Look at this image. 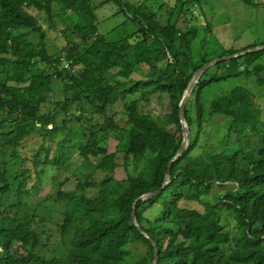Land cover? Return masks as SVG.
Masks as SVG:
<instances>
[{
	"label": "trees",
	"instance_id": "16d2710c",
	"mask_svg": "<svg viewBox=\"0 0 264 264\" xmlns=\"http://www.w3.org/2000/svg\"><path fill=\"white\" fill-rule=\"evenodd\" d=\"M199 1L175 0L162 22L164 5L148 11L130 0H0V111L6 108L0 115V203L13 194L17 200L0 209V264H152L155 247L134 226L132 206L164 186L183 141L179 104L194 74L212 60L194 56L198 28L185 19V7ZM107 4L124 16L121 25L131 21L135 29L106 38L97 10ZM33 9L52 29L67 23L57 52L50 53L48 31ZM263 54L227 60L216 65L224 66L222 73L203 75L186 107L190 143L172 164L171 183L136 203L140 227L159 252L157 264H264V111L239 86L213 99L208 111L204 103L209 87L232 77L256 76L264 84V66L248 68ZM144 64L152 70L146 79H117L116 70L139 71ZM153 94L171 102L167 126L153 116ZM119 104L122 121L110 112ZM217 116L226 119L223 136L217 150L206 151L204 131ZM116 135L119 145L109 153ZM28 140L38 142L32 156L23 154ZM72 151L86 162L97 158L103 178L89 176L64 191ZM46 168L52 173L47 199L65 204L60 233L70 236L64 257L46 258L38 250L39 216L23 210L25 196L44 186ZM223 211L234 215V236L225 231Z\"/></svg>",
	"mask_w": 264,
	"mask_h": 264
},
{
	"label": "rangeland",
	"instance_id": "374dc122",
	"mask_svg": "<svg viewBox=\"0 0 264 264\" xmlns=\"http://www.w3.org/2000/svg\"><path fill=\"white\" fill-rule=\"evenodd\" d=\"M100 2L102 0H96ZM134 3L139 2L148 7V11H156L160 8V20L167 22L171 17V9L174 6L175 0H130ZM257 4V5H256ZM117 7L113 4H107L101 9L97 10L99 17L100 31L106 34L108 39H118L120 36L127 35L128 30H134L135 25L131 21H124V16L115 14ZM185 11H189L188 16H185L190 26L198 28V35L192 45L194 56H205L209 59H216L223 57L228 50L236 52L245 51L253 47L264 46V0H200L199 3H190L185 7ZM33 13L39 15L40 21L45 25L48 31V47L50 53H55L64 45L63 38L59 30L65 29L67 23L65 21H58V28L52 29L45 15L35 9ZM104 16V17H103ZM176 17L173 16L175 21ZM206 25H210L211 32L207 31ZM118 26V28H116ZM112 28L114 30L110 31ZM110 31V32H109ZM26 35V34H25ZM30 38H37L33 33L28 34ZM75 39H79L75 37ZM258 45V46H254ZM253 46V47H252ZM226 56V55H225ZM264 66V54L257 59V62L249 66V70ZM139 71H131L129 69L116 70L117 79L119 81L127 80H144L147 75L152 73V70L144 64L139 67ZM77 69H70V73H75ZM224 66L213 67L207 71L205 78H210L214 75L222 73ZM156 73V71H154ZM239 86L247 89L251 95L256 99L259 107L264 111V84L260 83L258 77L252 76L250 78L244 75L232 77L226 81L213 84L204 94V103L206 110H209L210 103L213 99L228 93L232 88ZM55 90L60 91L61 85L55 84ZM153 116L162 125L167 126L166 119H169L171 112V102L166 95L153 94L150 97ZM6 111V108L0 111V115ZM111 113L119 121L125 120L126 115L123 112L122 106L115 105L112 107ZM264 117V116H263ZM226 124V119L221 116L210 119L207 128L204 131V140L201 145L206 151L217 150L218 143L223 136V126ZM122 136L123 133H121ZM119 135L120 137H122ZM119 136H113L109 141V153H114L119 145ZM25 145V144H24ZM38 148V142L28 140L26 149L23 154L32 156L33 152ZM72 160L69 161V177L70 180L62 187L64 191H73L77 188L80 179L93 176L95 180L103 178L104 174L97 169V158H91L90 162H86L78 155L76 151H72ZM53 149H51L52 160ZM19 171L15 168V171ZM49 168L45 169L44 186L40 188L37 195L25 196V210H36L39 219L37 220L38 232L42 237V244L38 250L43 253L46 258L58 256L64 257L66 249L69 247V236L63 238L60 233V224L63 222V214L65 212V204L60 203L55 199H47L49 193L52 191L51 176L48 173ZM124 173L119 172L118 178L122 179ZM230 188V186L228 187ZM90 195H96L97 192L90 191ZM0 203V209L5 206H11L17 203L13 195L9 196L6 204ZM156 208L148 211L145 216L150 217ZM225 231L232 236L235 234L234 215L232 212L223 211L221 213ZM184 242V240H181ZM186 243V242H184Z\"/></svg>",
	"mask_w": 264,
	"mask_h": 264
},
{
	"label": "water",
	"instance_id": "95a60500",
	"mask_svg": "<svg viewBox=\"0 0 264 264\" xmlns=\"http://www.w3.org/2000/svg\"><path fill=\"white\" fill-rule=\"evenodd\" d=\"M263 50H264V46L253 47V48L247 49L245 51H240V52H236V53L231 54V55H226V56H223V57H220V58L212 59L208 63L204 64L201 68H199L197 70V72L194 74V76H193L192 80L190 81V83H189V85H188V87H187V89H186V91H185V93H184V95L182 97V100H181V102L179 104V119H180V123H181L182 138H183L182 145H181V148H179L177 154L173 157V159L170 161V163L168 165V171H167V174H166L165 184H164V186H162L161 190L166 189L169 186V184L171 183V179H172L171 167H172V164L182 157V155L185 152L186 148L189 146L190 133H189L188 124H187V121H186V107H187V104L189 102V99L191 98V96L193 94V91H194L195 87L197 86V84L199 83V81L201 80L203 75L209 69L215 67L219 63L225 62L227 60H231L233 58L242 57V56H245V55H247L249 53L260 52V51H263ZM161 190H155V191L148 192V193H145V194H142V195L138 196L135 199V201L133 203V206H132V221H133L134 226L136 227L138 232L143 237L149 239L151 244L155 247L154 260H153L152 264H157L158 263L159 252H158V250L156 248V244L154 243V241L151 240L149 238V236L140 227V223L138 221L137 214H136V203L139 200L145 201V200H148V199H150L152 197L157 196L161 192Z\"/></svg>",
	"mask_w": 264,
	"mask_h": 264
}]
</instances>
